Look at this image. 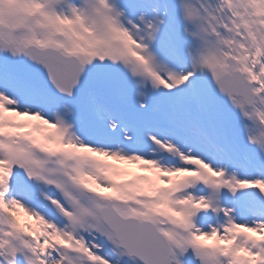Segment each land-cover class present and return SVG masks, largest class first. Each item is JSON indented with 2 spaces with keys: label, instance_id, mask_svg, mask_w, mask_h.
Segmentation results:
<instances>
[{
  "label": "snow or ice",
  "instance_id": "6c2138e0",
  "mask_svg": "<svg viewBox=\"0 0 264 264\" xmlns=\"http://www.w3.org/2000/svg\"><path fill=\"white\" fill-rule=\"evenodd\" d=\"M0 264H264V0H0Z\"/></svg>",
  "mask_w": 264,
  "mask_h": 264
},
{
  "label": "rangeland",
  "instance_id": "374dc122",
  "mask_svg": "<svg viewBox=\"0 0 264 264\" xmlns=\"http://www.w3.org/2000/svg\"><path fill=\"white\" fill-rule=\"evenodd\" d=\"M110 162H111V163H119V162L114 161V160H112V161H110ZM127 167L130 168V169L133 170V171H137V172L142 171V169H140V168L138 167V165H136V164H131V163H129V164H127ZM24 218H25V217H24Z\"/></svg>",
  "mask_w": 264,
  "mask_h": 264
}]
</instances>
